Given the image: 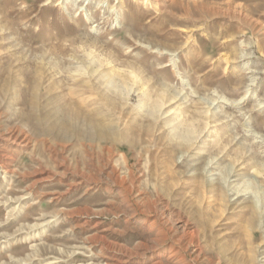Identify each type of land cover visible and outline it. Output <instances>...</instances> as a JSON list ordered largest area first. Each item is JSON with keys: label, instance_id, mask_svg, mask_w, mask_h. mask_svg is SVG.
<instances>
[{"label": "rangeland", "instance_id": "obj_1", "mask_svg": "<svg viewBox=\"0 0 264 264\" xmlns=\"http://www.w3.org/2000/svg\"><path fill=\"white\" fill-rule=\"evenodd\" d=\"M0 264H264V0H0Z\"/></svg>", "mask_w": 264, "mask_h": 264}, {"label": "bare ground", "instance_id": "obj_2", "mask_svg": "<svg viewBox=\"0 0 264 264\" xmlns=\"http://www.w3.org/2000/svg\"><path fill=\"white\" fill-rule=\"evenodd\" d=\"M130 74H131V73H130ZM132 74H133V73H132ZM132 74H131V75H132ZM133 75H134V74H133ZM113 76H114V75H113ZM114 77H115V76H114ZM135 77H137V76H135ZM121 78H122V77H121ZM121 78H120V79H121ZM123 78H124V77H123ZM111 79H112V77H111ZM126 80H127V78H126ZM126 80L124 79V81H126ZM112 81H113V79H112ZM122 81H123V80H122ZM131 81H132V80H131ZM110 82H111V80H110ZM118 82H119V81H118ZM127 82H130V81H127ZM130 83H131V82H130ZM115 85H116V84H115ZM127 85H128V84H127ZM129 85H130V84H129ZM131 85H132V83H131ZM118 86H119V85H118ZM111 87H112V86H111ZM116 87H117V85H116ZM119 87H121V88H120L121 90H122V89L124 90V89L126 88V86L123 84V82H122L121 86H119ZM127 90H128V88H127ZM127 90H126V91H127ZM160 98H161V97H160ZM158 101H159V100H158ZM159 102H160V101H159ZM118 104H119V103H118ZM120 104H121V103H120ZM154 104H156V103H154ZM158 104H159V103H158ZM158 104H156V105H154V106L152 107V111H153V112L156 111L157 109H159L160 104H159V105H158ZM113 110H114V109H113ZM118 111H119V110H118ZM190 131H191V130H190ZM106 132H107V131H106ZM193 132H194V131H193ZM193 132H192V135L194 134ZM82 134H83V133H82ZM86 134H87V133H86ZM107 134H108V132H107ZM107 134H106V136H107ZM110 134H111V133H110ZM12 135H13V134H12ZM79 135H80V134H79ZM79 135H78V136H79ZM87 135H88V134H87ZM7 136H9V135H7ZM10 136H11V135H10ZM14 136H15V135H14ZM84 136H86V135L84 134ZM110 136H111V135H110ZM89 137H90V135H89ZM104 137H105V136H104ZM17 138H18V137H17ZM20 138H22V137H20ZM20 138H19V139H20ZM106 138H107V137H106ZM6 139H7V138H6ZM12 139H13V138H12ZM15 139H16V137H15ZM112 139H113V138H112ZM23 140L26 141L25 138H23ZM101 140H102V139H101ZM20 141H21V140H20ZM18 142H19V141H18ZM14 143H15V142H14ZM19 143H20V142H19ZM25 145H26V144H25ZM62 147H63V146H62ZM237 193H238V192H237ZM153 206H154V205H153ZM153 206H152V207H153ZM145 212H149V209H148L147 211H145Z\"/></svg>", "mask_w": 264, "mask_h": 264}]
</instances>
